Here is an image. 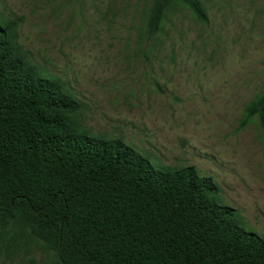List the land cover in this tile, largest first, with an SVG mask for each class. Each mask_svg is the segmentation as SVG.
<instances>
[{"label":"rangeland","instance_id":"rangeland-1","mask_svg":"<svg viewBox=\"0 0 264 264\" xmlns=\"http://www.w3.org/2000/svg\"><path fill=\"white\" fill-rule=\"evenodd\" d=\"M182 3L143 33L149 0H0L17 41L43 77L78 102V127L121 139L156 168L193 166L219 202L264 238V133L245 105L264 91V0ZM1 264H48L22 243Z\"/></svg>","mask_w":264,"mask_h":264},{"label":"trees","instance_id":"trees-1","mask_svg":"<svg viewBox=\"0 0 264 264\" xmlns=\"http://www.w3.org/2000/svg\"><path fill=\"white\" fill-rule=\"evenodd\" d=\"M149 1L147 37L177 3L207 20L200 0ZM17 38L16 20L0 16V259L34 241L48 264H264V238L219 202L210 177L156 168L121 139L80 129L78 102ZM254 118L264 133V91L241 125Z\"/></svg>","mask_w":264,"mask_h":264}]
</instances>
